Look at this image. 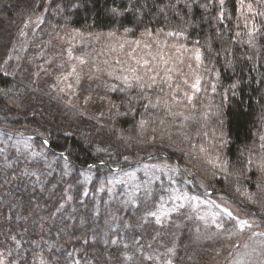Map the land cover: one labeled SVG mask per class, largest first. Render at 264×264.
I'll return each instance as SVG.
<instances>
[{"label": "trees", "instance_id": "16d2710c", "mask_svg": "<svg viewBox=\"0 0 264 264\" xmlns=\"http://www.w3.org/2000/svg\"><path fill=\"white\" fill-rule=\"evenodd\" d=\"M32 22L44 37L52 27L184 34L216 87L189 102L153 88L118 111L85 108L20 59L32 50L23 37ZM0 134L27 138L42 167L32 179L0 155V264H157L141 227L159 204L158 186L113 208L104 224L92 192L71 191L64 209L57 195L89 167L99 179L148 157L171 162L190 191L222 194L264 228V0H0Z\"/></svg>", "mask_w": 264, "mask_h": 264}, {"label": "rangeland", "instance_id": "374dc122", "mask_svg": "<svg viewBox=\"0 0 264 264\" xmlns=\"http://www.w3.org/2000/svg\"><path fill=\"white\" fill-rule=\"evenodd\" d=\"M59 10H54L58 16ZM248 15V11L240 14L246 24ZM28 26L24 42L34 51L26 49L20 59L26 58L34 70L39 69L35 71L42 85L85 108L108 106L118 111L125 108L126 97L141 93L146 97L153 88L189 102L204 87L205 93H213L216 87L215 77L208 80L204 75L201 49L195 42L187 43L184 34L148 31L131 37L126 32H62L52 27L44 37L38 34L36 23ZM162 97L160 102H164ZM25 139L0 134V155L8 164L20 162L33 179L42 169L41 154ZM205 155L199 157L213 161ZM150 160L99 179L92 172L94 166L89 167L75 184L57 191L61 208L67 206L71 191L92 192L97 215L103 224L110 223L113 208L131 203L153 184L162 195L141 228L143 234L150 231L144 234V247L157 264H176L180 250L181 264H264V228L259 221L222 194L190 191L186 182L177 181L171 162Z\"/></svg>", "mask_w": 264, "mask_h": 264}, {"label": "water", "instance_id": "95a60500", "mask_svg": "<svg viewBox=\"0 0 264 264\" xmlns=\"http://www.w3.org/2000/svg\"><path fill=\"white\" fill-rule=\"evenodd\" d=\"M19 134H20V133H19ZM151 158H152V157H148V158H146V159H144V160H142V161H140V162L150 160ZM140 162H138V163H140Z\"/></svg>", "mask_w": 264, "mask_h": 264}, {"label": "snow or ice", "instance_id": "6c2138e0", "mask_svg": "<svg viewBox=\"0 0 264 264\" xmlns=\"http://www.w3.org/2000/svg\"><path fill=\"white\" fill-rule=\"evenodd\" d=\"M230 215V214H229ZM242 224L244 223V222H241Z\"/></svg>", "mask_w": 264, "mask_h": 264}]
</instances>
